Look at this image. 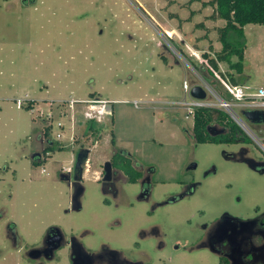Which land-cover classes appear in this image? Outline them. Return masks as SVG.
<instances>
[{"label": "rangeland", "instance_id": "1", "mask_svg": "<svg viewBox=\"0 0 264 264\" xmlns=\"http://www.w3.org/2000/svg\"><path fill=\"white\" fill-rule=\"evenodd\" d=\"M214 13L209 0H0V213L7 212L0 221L2 248L9 219L18 220L36 244L52 224L87 245H133L139 225L159 224L167 245H198L203 225L223 212L252 217L264 211V173L240 159L243 150L264 160V148L243 129V142L198 143L194 119L179 105L185 77L200 81V68L212 70L205 53L215 57L222 48L225 20ZM244 31L242 86L246 98L255 99L264 90V24H246ZM218 66L212 85L232 102L219 75L229 81L237 73L224 61ZM94 97L110 102L104 119L93 122L96 130L85 135L81 101ZM70 99L78 100L74 108ZM233 109L259 128L242 107ZM47 124L63 150L44 153ZM82 148L90 149V159L76 210L72 186L61 174ZM118 149L155 169L149 201H139V184L123 175L118 197L103 192L98 175ZM34 151L43 152V164H32ZM190 182L197 184L192 195L152 209L156 200L183 195ZM148 236L143 245L159 244ZM183 258L173 264H217L207 252Z\"/></svg>", "mask_w": 264, "mask_h": 264}, {"label": "flooded vegetation", "instance_id": "2", "mask_svg": "<svg viewBox=\"0 0 264 264\" xmlns=\"http://www.w3.org/2000/svg\"><path fill=\"white\" fill-rule=\"evenodd\" d=\"M78 152L73 165L66 167L63 172L69 176L67 181L73 189L72 203L74 209L79 206L82 198L81 196L75 199L74 194L81 186L85 188L82 182L86 171L85 166L90 159L88 156L84 164L83 179L79 182L75 181L74 178L77 175L75 164ZM241 154L246 156L243 150ZM42 156L43 152L34 151L31 154L32 164L41 161ZM112 157L110 159L112 162L110 179L103 180L105 175L104 164L107 160L104 161L102 170L98 175L105 195L119 196L123 190L124 181H121L123 175L125 181L139 184L140 190L136 198L139 201H149L153 196L152 191L155 187L152 178L155 169L139 165L133 161V165L141 171V176L135 181H129L123 170L113 163ZM254 170L262 172L260 169ZM196 186L197 184L190 182L186 185V192L183 195H170L163 200H156L152 204V209L178 202L184 197L192 195ZM5 217H7V212L2 209L0 221ZM245 220L251 221L246 222ZM117 223L120 224L121 222L118 221ZM203 227L202 240L198 245H180L179 242L167 245L163 241V237L167 236V233L162 232L159 224H151L150 228L144 227L143 224L139 225L137 229L138 239L134 241L133 245H110L109 243L87 245L81 237L73 233L68 236L66 229L52 224L45 228L40 242L36 244L31 243L25 237L18 220L9 219L4 224L5 240L8 241V244L5 248L0 246V264H173L183 256V260L192 259L199 252L214 255L217 258V264H264V237L258 235V232L264 230V211L256 216L246 218L223 212L221 216L216 217L210 223H205ZM148 235H155L157 239H160L159 244L143 245L142 241L149 237Z\"/></svg>", "mask_w": 264, "mask_h": 264}, {"label": "trees", "instance_id": "3", "mask_svg": "<svg viewBox=\"0 0 264 264\" xmlns=\"http://www.w3.org/2000/svg\"><path fill=\"white\" fill-rule=\"evenodd\" d=\"M209 4L215 7L214 14L225 20V25L221 27L219 35L222 48L216 52L215 57L205 53L206 60L214 70H218V62L228 63L229 67L237 73L229 75V82L234 85H243L247 79L244 74V57L247 47L244 27L249 23L264 24V0H209ZM178 50L182 52L179 46ZM234 56L237 57L236 60L233 59ZM200 73L212 84V78H215L214 71L206 67L200 68ZM193 119V133L198 143L235 144L247 140L243 130L236 123L227 120L221 109L197 108ZM51 129L52 124H47L43 130V136L48 138L44 153L63 150L60 142L55 143L51 138ZM93 130H96L94 123L90 128V131ZM112 142L115 143L114 138ZM112 160L123 170L129 181H135L141 176V171L133 165L132 157L127 151L118 149ZM43 161L36 164H43Z\"/></svg>", "mask_w": 264, "mask_h": 264}, {"label": "built area", "instance_id": "4", "mask_svg": "<svg viewBox=\"0 0 264 264\" xmlns=\"http://www.w3.org/2000/svg\"><path fill=\"white\" fill-rule=\"evenodd\" d=\"M206 64H208V61ZM209 68H211L212 71H215L211 66H209ZM202 77L203 78L200 81L193 82L187 77H185L183 81V90L185 96L182 101H179V105L182 106L184 110H186L187 117L189 114H191L194 118V113L197 108H218L226 111L232 116V118L241 129L251 135L252 138L264 148V145L262 144V142H264V121L259 124L252 123L254 125H259V128L255 130V128L245 122L242 117L233 109V106H240L243 109L247 110L259 109L264 111V90L259 91V95L257 96V98L247 99L242 85L231 84L229 81H226L219 75V79L224 84L226 92L234 100L231 102L222 93L217 91L204 76ZM196 85H200L205 89L207 93V96L205 98H196L192 95L191 90ZM77 102V99H70V107L74 108ZM81 102L86 104V108L84 111L85 118L87 119V121L92 120L94 122L102 121L104 119L110 101L107 99L94 97L82 99ZM134 102L137 103L136 100ZM18 106H22L20 101L18 103ZM58 137H60V134H58Z\"/></svg>", "mask_w": 264, "mask_h": 264}, {"label": "water", "instance_id": "5", "mask_svg": "<svg viewBox=\"0 0 264 264\" xmlns=\"http://www.w3.org/2000/svg\"><path fill=\"white\" fill-rule=\"evenodd\" d=\"M191 93L194 97L196 98H205L207 96V93L205 89L200 86L196 85L192 88ZM242 114L245 116L247 120H249L251 123H262L264 121V111L255 109V110H247L243 109ZM93 124L92 120H89L86 125L85 129V135L88 134L91 126ZM90 149L88 148H82L79 150L77 154V160L75 164L76 168V176L74 178L75 181L79 182L83 179V169H84V164L86 163L88 156H89ZM242 162L247 163L252 169H260L264 173V161H259L253 157H247V156H242L240 158ZM112 169V162L110 160H107L104 164V170H105V175L103 177V180H109L110 179V173ZM62 179L68 180L69 176L66 173L61 174ZM85 191V188L81 186L74 194V198H80ZM76 209L81 208V201L79 202V206L75 207ZM246 222H249L251 220H245ZM258 235H261L264 237V230H261L258 232Z\"/></svg>", "mask_w": 264, "mask_h": 264}, {"label": "crops", "instance_id": "6", "mask_svg": "<svg viewBox=\"0 0 264 264\" xmlns=\"http://www.w3.org/2000/svg\"><path fill=\"white\" fill-rule=\"evenodd\" d=\"M244 218H246V217H244Z\"/></svg>", "mask_w": 264, "mask_h": 264}]
</instances>
